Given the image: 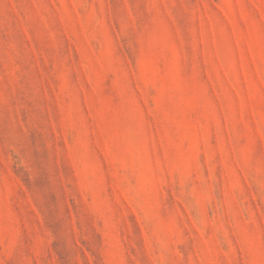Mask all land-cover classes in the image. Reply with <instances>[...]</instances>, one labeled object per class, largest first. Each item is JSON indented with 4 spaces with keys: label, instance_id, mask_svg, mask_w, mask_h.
Returning <instances> with one entry per match:
<instances>
[{
    "label": "rangeland",
    "instance_id": "obj_1",
    "mask_svg": "<svg viewBox=\"0 0 264 264\" xmlns=\"http://www.w3.org/2000/svg\"><path fill=\"white\" fill-rule=\"evenodd\" d=\"M0 264H264V0H0Z\"/></svg>",
    "mask_w": 264,
    "mask_h": 264
}]
</instances>
